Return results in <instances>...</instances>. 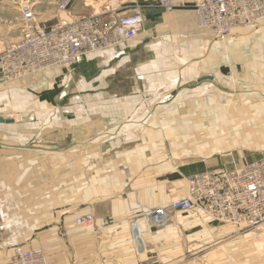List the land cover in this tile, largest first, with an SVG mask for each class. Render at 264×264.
<instances>
[{"label": "crops", "instance_id": "0c3cea01", "mask_svg": "<svg viewBox=\"0 0 264 264\" xmlns=\"http://www.w3.org/2000/svg\"><path fill=\"white\" fill-rule=\"evenodd\" d=\"M195 1L171 0L165 9L159 0H132L144 29L119 50L89 55L85 67L0 82V116L35 101L62 113L26 120L34 133L15 132L16 119L0 123V264L17 245L44 251L51 264H201L192 252L220 251L238 232L202 211L171 210L162 225L141 219L142 209L187 196L189 175L255 160L194 141L221 138L190 126L222 117L224 85L245 90L238 121L248 124L249 150H264V23L240 26L224 41L198 26ZM208 107L215 116L200 111ZM89 213L88 230L77 219Z\"/></svg>", "mask_w": 264, "mask_h": 264}, {"label": "built area", "instance_id": "2783aa9c", "mask_svg": "<svg viewBox=\"0 0 264 264\" xmlns=\"http://www.w3.org/2000/svg\"><path fill=\"white\" fill-rule=\"evenodd\" d=\"M71 0L60 8L68 10ZM165 9L173 7L171 0H159ZM24 16V37L0 52V74L3 78H24L53 66L74 67L92 53L117 48L135 39L144 29V15L137 10L130 15L71 14L49 29L31 27L35 13L31 5L21 8ZM194 11L200 28L219 39L231 37L237 27L264 22V0H196ZM27 24V25H26ZM189 194L168 207L144 208L142 222L149 219L155 225L166 222L171 210L202 211L215 221L241 227H256L264 223V151L243 164L233 160L230 170H206L189 175ZM85 229H93L94 216L77 219ZM141 224V223H140ZM140 235L141 226L135 225ZM7 264H51L44 251L14 247Z\"/></svg>", "mask_w": 264, "mask_h": 264}, {"label": "rangeland", "instance_id": "374dc122", "mask_svg": "<svg viewBox=\"0 0 264 264\" xmlns=\"http://www.w3.org/2000/svg\"><path fill=\"white\" fill-rule=\"evenodd\" d=\"M64 1L66 0H0V52H2L7 46L18 43L23 39V28L25 25V21L21 8L26 4L31 5L35 13V20L32 23L31 27L36 26L45 29H49L61 19L70 18L71 14H74L71 11V5L74 2L80 4V7L78 8L79 12H77L79 14L91 15L95 13H101L102 11H105L109 6L111 8H116V14L118 15H130L135 13L137 10H141L142 14L144 15L143 9H141V7L133 6L135 3L132 2V0H71V5L69 6L68 10L63 11L60 8V5ZM83 1H87L89 6L83 4ZM262 23L252 24L254 25V27L251 26L252 28L250 27V25L242 26H249L251 29H258L260 24ZM237 28L235 29V31L237 30ZM233 35H236V33ZM231 37H226L221 40H229ZM120 47L105 49L95 53L109 50H119ZM53 67H57L59 69H70L68 67ZM9 80L12 79L3 78V76L0 74V82L4 83L8 82ZM59 82L61 83V81ZM244 91L242 89L240 90L238 87H235V89L231 90L230 85H224L222 97H217L218 100H221L222 106L217 108L216 119H218L220 113L222 117L216 121L208 122L205 124H191V126L189 125L190 127H192L193 132L200 133L202 137L204 135L213 137L217 135V133H220L221 138H216L217 140H194L195 142L202 141L208 146L212 145V147L220 144V148L223 149L221 150L222 154L227 155V153H230L232 151L234 153L233 155L236 158L240 154L245 161L256 159L260 156L261 152H263L264 150H249V144L247 142V139L244 137V133L248 129V124L246 122L241 123L240 121H238V119L242 121L245 120L247 111L246 106L240 105L243 102L242 99H246V96H242L245 93ZM55 94L56 92H54L53 97L55 96ZM45 97V95H42L40 98L43 99ZM239 97H242L241 100H238ZM207 99H215V95L212 93L211 96ZM52 100H54V98ZM32 104L34 105L31 107H25L24 109L21 108L20 110L16 111L8 110L6 112V116H10L11 118L16 119V121L22 122L18 123L19 126L17 125V127L14 128L15 132L24 134L34 133V131L32 130H26V120L35 118L36 115H43L49 118H57L58 116L62 115L60 109H42L38 106V101H35ZM200 111L202 113H204V111H209V115L215 116L213 107H208L205 110L200 109ZM198 115L200 114H197L196 111L192 112V117L197 118ZM261 139L264 140V138ZM257 141L259 143V140ZM235 227H237L238 232L222 239V248L220 249V251H207L201 252L199 254L192 252V261H202L201 264H264V223L251 228L241 226Z\"/></svg>", "mask_w": 264, "mask_h": 264}, {"label": "water", "instance_id": "95a60500", "mask_svg": "<svg viewBox=\"0 0 264 264\" xmlns=\"http://www.w3.org/2000/svg\"><path fill=\"white\" fill-rule=\"evenodd\" d=\"M87 64L86 60H83L80 64L74 66V67H77V66H80V67H85ZM15 120L12 119V118H5L3 116H0V123H7V124H10V123H14Z\"/></svg>", "mask_w": 264, "mask_h": 264}]
</instances>
